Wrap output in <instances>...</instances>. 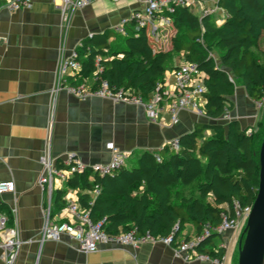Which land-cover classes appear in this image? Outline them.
<instances>
[{
    "label": "crops",
    "instance_id": "0c3cea01",
    "mask_svg": "<svg viewBox=\"0 0 264 264\" xmlns=\"http://www.w3.org/2000/svg\"><path fill=\"white\" fill-rule=\"evenodd\" d=\"M199 1L204 8L214 5V0ZM142 6L138 0H96L64 15L52 0H33L16 10L0 0V181L15 182V191L0 194V215L7 217L8 226L17 229L23 241L13 264H214L185 261L162 242L136 247L102 243L98 250L84 252L67 234L58 241L41 239L45 209L50 207L54 221L61 220L62 207L79 201V194L85 192L59 180L51 190L40 188L39 157L47 148L54 158L72 152L87 163H106L112 158L109 145L113 143L134 157L129 158L130 166L143 152H157L198 122L216 121L189 109L181 112L177 123H171L166 110L153 121L141 104L98 96L81 98L65 88L54 91L61 57L90 35L115 30ZM127 27L126 34L131 31ZM110 39L113 43V37ZM181 61L165 73L167 90L174 88V67ZM81 82L94 86L90 77ZM234 82L231 118L243 127H253L263 121L264 105L258 107L247 95L241 79ZM240 229L227 233L230 245ZM195 233V226L187 223L184 234ZM221 238L225 240L223 235ZM235 259L236 251L221 264H235ZM0 264H6L1 250Z\"/></svg>",
    "mask_w": 264,
    "mask_h": 264
},
{
    "label": "trees",
    "instance_id": "16d2710c",
    "mask_svg": "<svg viewBox=\"0 0 264 264\" xmlns=\"http://www.w3.org/2000/svg\"><path fill=\"white\" fill-rule=\"evenodd\" d=\"M218 4L225 11L220 24L215 16L196 13L189 6H175L173 12L164 13L173 27L184 30L187 36L180 47L182 59L196 62L204 74V110L210 120H217L235 107L230 98L235 78L241 79L251 99L264 98V51L260 57L254 49L264 38V0H220ZM127 26L131 31L116 47L110 39L115 30L83 39L77 48L82 69L70 81L78 83L84 77H95L93 88L106 80L111 88H123L144 100L159 86L163 89L174 50L154 48L147 27L136 29L134 18L127 20ZM202 35L224 48L219 61L199 43ZM255 131L248 132L236 119L227 127L220 121L198 122L193 130L180 136L179 150L165 147L157 152L145 151L135 164L127 163L104 175L85 171L69 183L85 190L79 194L80 205L89 209L94 220H104L107 233L115 235L136 227L139 235H172L170 245L178 247L191 237L184 234L187 223L191 222L198 234L206 225L217 227L229 210L232 217L235 200L243 207L252 205L260 171ZM263 135L264 130L262 139ZM95 183L101 192L90 205L89 190ZM190 187L194 192L185 194L183 190ZM61 195L59 192L58 197ZM217 238L222 239L221 234L210 233L197 250L223 256L226 249L218 246Z\"/></svg>",
    "mask_w": 264,
    "mask_h": 264
},
{
    "label": "built area",
    "instance_id": "2783aa9c",
    "mask_svg": "<svg viewBox=\"0 0 264 264\" xmlns=\"http://www.w3.org/2000/svg\"><path fill=\"white\" fill-rule=\"evenodd\" d=\"M33 0H5V5L11 10L29 6ZM59 7L64 15L70 10L83 8L94 3L96 0H52ZM143 6L135 11L131 18L136 21V29L147 27L150 40L158 44L161 42V29L166 25H171V20L166 16L165 12H173L175 6H190V0H138ZM219 3L220 0H215ZM219 4L216 5L221 9ZM213 8H204L202 14H210L217 10ZM130 18V19H131ZM128 19L121 20L116 26L115 31L126 34V22ZM93 36V35H90ZM1 39V36H0ZM69 54L61 57L58 64L57 77L55 81L54 91L65 88L69 92L78 97L85 98L88 96H98L109 98L114 101H122L127 103H137L143 105L149 118L156 121L160 118L162 111L166 110L170 116L171 123H177L183 110L189 109L198 116H205L206 97L204 95L206 86L204 84V74L200 70L198 64L192 61L182 62L178 68L174 70V88L167 90L166 86L162 89L160 86L144 100L139 96L131 95L127 90L120 88L115 89L109 86L106 80H102L96 88L88 87L86 83H72L70 77L79 74L82 69L79 58L78 47ZM94 77V81H95ZM258 102V103H257ZM258 107L263 106L264 98L256 101ZM224 117H230L229 111H226L217 121ZM181 146L180 136L174 137L166 146L172 150H179ZM112 151V158L106 163H87L79 158L76 153H68L66 157L61 159L51 156L48 148L39 157L42 165V173L39 176V186L42 190L52 189L55 181H69L74 176L83 172L104 175L113 173L121 167L125 166L131 156L130 152L121 151L115 147L113 143L109 145ZM159 149V150H161ZM158 150V151H159ZM15 191V182L13 180L0 181V194ZM101 192L99 184L95 183L93 189L89 190L92 199L89 204L92 205L94 197ZM251 206H241L235 200L232 204L234 215L231 217L229 213L224 214L222 221L217 227L206 225L201 233L195 234L188 239L183 240L178 247H173L177 255L185 261H206L214 264H221L226 260V252L223 256H215L210 253L199 252L197 246L212 232L221 235L228 230H235L242 222L247 221ZM16 214L17 209L13 207ZM62 219L54 221L51 216V209L48 207L44 212V226L42 229V240H61L63 235H69L76 241L78 248L84 252H93L99 249L100 244L109 243L120 246H138L146 242H162L171 243L172 235L164 238H157L149 232L137 234V228L134 227L128 231H124L115 235L109 234L103 228L104 220H94L89 209L82 207L79 201H72L64 205L61 209ZM177 225L174 227L176 230ZM23 241L18 234L17 229L8 226L7 217L0 215V250L3 252V258L6 264H13ZM228 242L221 240L220 248L227 250ZM217 250V248L215 249Z\"/></svg>",
    "mask_w": 264,
    "mask_h": 264
},
{
    "label": "rangeland",
    "instance_id": "374dc122",
    "mask_svg": "<svg viewBox=\"0 0 264 264\" xmlns=\"http://www.w3.org/2000/svg\"><path fill=\"white\" fill-rule=\"evenodd\" d=\"M190 2H191V3H190V6H189V7H190L194 12H196V13H201V14H202L203 9H204V5H203L202 3H200L199 0H190ZM217 4H218V3L214 0V5H213V6L216 7ZM213 6H212V7H207V6L205 5V8H213ZM218 6H219V5H218ZM216 8H217V7H216ZM165 13H167V12H165ZM210 14L213 15V16H215V22H216L217 24H220V23H222L223 20H224L225 11H223L222 8H221V9H218V8H217L216 11H214V12H212V13H210ZM164 27H166V25H165ZM164 27H163V28L161 29V31H160V33H161V42L158 43V44L153 43L151 40H150V42H151V44L153 45V47L156 48V49H158V48H163V49H170V48H172V49L174 50V56H173V58L170 60L168 66H167V72H166V73L169 74L170 71L173 69V66H174L176 63H178L177 61L182 60L181 63L184 62V60L182 59L183 51L181 50L180 47L182 46V42H184V41L187 40V36H186V34L184 33V30H181V31L176 30V29L173 27L172 23H171V25L168 26L169 28H167V27L164 28ZM126 28H128V27H126ZM176 36H177L179 39L175 40V37H176ZM113 37H114L115 39H114V42H113V44H112V47H116V46H118L119 44H121L122 41H124L125 35L122 34V33H120V32H116V31H114V33H113ZM199 40H200L199 43L205 45V46L207 47V49L210 51V53L212 54V56H214V57L217 59V61H219V56H220V54L224 51V48H223L222 46H220V45H217V46H216V43H215L214 41H211V40L207 39L204 35L200 36V39H199ZM174 47H175V49H174ZM179 48H180V49H179ZM254 49H255V52L261 57V56H262V53H263V51H264V38H262V39L260 40V42L257 44V46H256ZM179 65H180V64H179ZM179 65H178V66H175V67H174V70H175V68H178ZM234 78H235V77H234ZM234 83H235V82H234ZM257 103H258V102H257ZM257 103H256V101H255V104H256V105H257ZM263 105H264V104H263ZM232 110H233V109H232ZM232 110H229V113H231ZM230 111H231V112H230ZM199 117H201V116H199ZM230 117H231V115H230ZM227 119H229V117H227V118L224 117L222 120H220V122H222L226 127L228 126V124H229V122H230V121L227 120ZM217 120H218V119H217ZM217 120H216V121H217ZM244 127L248 129V132L252 131L253 129L256 130L255 132H257V133H256V136H255V143H256V149L259 150V147H260V145H261V141H262V134H263V130H264V119H263V121L257 123V124L254 126V128H253L252 126H250V125H246V126H244ZM249 128H250V129H249ZM132 158H134V157H132ZM132 158H131V159H132ZM131 159H130V160H131ZM128 161H129V160H128ZM127 163H128V162H127ZM183 192H184L185 194H187V195H190V194H192V193L194 192V188H193V187L185 188V189L183 190ZM245 226H246V221H245V222H242V223L240 224V226L237 227V228L235 229V230H237V229L241 228V229H240V231L242 230V231H241V234H240V232H238V234L236 233V236H235L234 239L232 240L231 245H230V242H228V245H227L226 257H230V256L232 257V256H233V253L235 254V251H236L235 264H237V261H238L237 242H238L239 237H241V235H242V233H243V230H244ZM229 231L233 232L234 230H228V231L222 233V234H223V238H224L225 240H228V238H227L226 235H227V233H228ZM195 234H196V233H195ZM195 234H194V235H195ZM221 240H222V239L217 238V239H216V243L218 244ZM230 241H231V239H230Z\"/></svg>",
    "mask_w": 264,
    "mask_h": 264
},
{
    "label": "water",
    "instance_id": "95a60500",
    "mask_svg": "<svg viewBox=\"0 0 264 264\" xmlns=\"http://www.w3.org/2000/svg\"><path fill=\"white\" fill-rule=\"evenodd\" d=\"M259 188L238 244L237 264H264V135L259 151Z\"/></svg>",
    "mask_w": 264,
    "mask_h": 264
}]
</instances>
